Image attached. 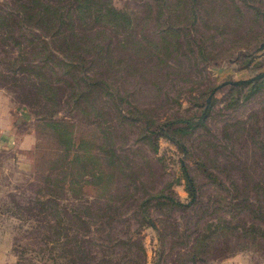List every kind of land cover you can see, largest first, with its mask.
Wrapping results in <instances>:
<instances>
[{
    "label": "rangeland",
    "instance_id": "374dc122",
    "mask_svg": "<svg viewBox=\"0 0 264 264\" xmlns=\"http://www.w3.org/2000/svg\"><path fill=\"white\" fill-rule=\"evenodd\" d=\"M263 44L264 0H0V264H264Z\"/></svg>",
    "mask_w": 264,
    "mask_h": 264
},
{
    "label": "trees",
    "instance_id": "16d2710c",
    "mask_svg": "<svg viewBox=\"0 0 264 264\" xmlns=\"http://www.w3.org/2000/svg\"><path fill=\"white\" fill-rule=\"evenodd\" d=\"M262 46L264 47V44ZM259 80H264V75L258 77L257 79H254V80L250 81V83L254 85V83H256ZM247 83L248 82H246V83L239 82V84H237L236 86H243V85H245ZM185 173H186V177H187V179H188V181L190 183L192 194L195 195V184H194V181H193L192 177L188 174L187 171H185Z\"/></svg>",
    "mask_w": 264,
    "mask_h": 264
},
{
    "label": "water",
    "instance_id": "95a60500",
    "mask_svg": "<svg viewBox=\"0 0 264 264\" xmlns=\"http://www.w3.org/2000/svg\"><path fill=\"white\" fill-rule=\"evenodd\" d=\"M262 48H263V46H262Z\"/></svg>",
    "mask_w": 264,
    "mask_h": 264
}]
</instances>
